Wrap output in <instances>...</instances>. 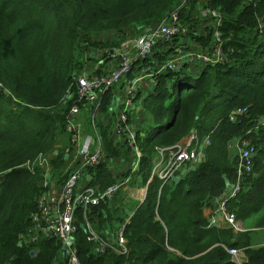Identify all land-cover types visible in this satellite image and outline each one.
Returning <instances> with one entry per match:
<instances>
[{
    "label": "trees",
    "instance_id": "trees-1",
    "mask_svg": "<svg viewBox=\"0 0 264 264\" xmlns=\"http://www.w3.org/2000/svg\"><path fill=\"white\" fill-rule=\"evenodd\" d=\"M177 2L0 0V82L6 88L0 90V264L61 260L55 239L22 243L42 180L41 171L34 173L24 165L48 154L56 170L63 164L64 157L50 151L58 129L64 123L66 127L63 97L72 73L85 69L82 56L89 55L96 66L93 74H104L116 66L112 50L128 34L159 24ZM211 5L221 11L229 59L204 67L186 64L157 75L153 91L142 94L143 118L133 120L142 153L135 170V150L117 141L112 132L123 83L103 96L95 120L102 128L106 158L89 170L88 177L90 184L102 189L115 183L121 188L112 200L91 208L90 220L105 235L132 215L125 227L128 253L96 254L79 211L76 245L82 264H236L227 247L245 248L244 264H264V247H252V232L264 230V0H211ZM195 15L193 2L182 16L191 31L186 37L211 45L214 18ZM110 33L120 39L96 38ZM186 44L181 37L159 44L141 63L152 64L154 56L162 65ZM60 108L65 115L52 112ZM240 108L247 112L232 121L230 113ZM77 121L84 133L92 129V113L82 110ZM195 130L200 139L210 135L205 157L191 163L184 177L161 187L163 180L153 175L158 148L173 146ZM244 135L256 144L258 155L254 172L245 177L238 196L229 200L228 210L254 228L235 233L232 228L210 226L205 208L214 207L216 198L226 196L228 182H234L238 152L232 156L230 146ZM126 181L148 187L142 204L121 197Z\"/></svg>",
    "mask_w": 264,
    "mask_h": 264
},
{
    "label": "built area",
    "instance_id": "built-area-1",
    "mask_svg": "<svg viewBox=\"0 0 264 264\" xmlns=\"http://www.w3.org/2000/svg\"><path fill=\"white\" fill-rule=\"evenodd\" d=\"M193 2L201 5L199 12L196 5V18H214L211 45L192 44V42L180 45L175 49L173 56L166 60L165 65H161L156 71L145 68L144 76L131 77L136 64L144 66L141 61L150 57L159 44L169 45L175 38H183L190 34V26L182 16ZM222 22L221 11L212 7L211 0H178L159 24L139 34L132 49H128L127 44H124L116 51L118 58L116 66L98 75L86 69L72 73V82L63 97V104L67 106L66 130L71 137V150L65 154L63 164L57 170L55 160L50 154L40 155L35 161H29L24 165L34 173L41 171L42 180L36 195L37 208L30 216L31 225L22 236V243H30L39 238L55 239L61 246V260H57V264H82L76 245V231L81 219L78 212L81 211L88 240L93 242V251L96 254L128 253L125 227L132 215L124 224L119 225L114 233L105 235L100 233L90 220L91 208L112 200L121 188L120 184L115 183L102 189L90 184L92 178L88 177L91 176L89 170L100 165L106 158L102 128L95 120L103 96L110 88L127 82V87L116 101L117 113L113 119L112 132L117 141L128 143L139 159L142 153L137 144V131L132 122V111L136 102L143 103L140 94L143 79L148 75L156 78L164 70H180L185 68L186 64L204 67L228 61V53L225 51L226 39L221 29ZM155 82L154 79L151 83L155 84ZM0 90H6L1 82ZM82 110L92 113L93 126L91 130H87L88 133L83 132L81 123L77 121ZM246 112L247 108L234 110L230 113V119L236 121L239 115ZM209 143L210 135L200 139L198 131L195 130L173 146L158 148L160 157L153 175L163 180L161 187L185 164L199 163L205 157V148ZM232 143L231 146L238 152L236 177L232 187L224 198L220 200L216 198L213 202L214 207L208 205L205 210H211L207 216L210 226L220 228L223 224L224 228H232L235 233H242L250 229L246 228L244 222L238 219L235 213L228 210V202L238 196L243 189L245 177L254 172L258 147L247 135L235 138ZM53 156L57 155L53 152ZM144 190L147 191L148 187ZM145 198L146 194L140 201ZM252 247H264V239ZM227 250L236 264H244L247 261L245 248L227 247Z\"/></svg>",
    "mask_w": 264,
    "mask_h": 264
},
{
    "label": "rangeland",
    "instance_id": "rangeland-1",
    "mask_svg": "<svg viewBox=\"0 0 264 264\" xmlns=\"http://www.w3.org/2000/svg\"><path fill=\"white\" fill-rule=\"evenodd\" d=\"M150 27H152V26H149V27H144V28H142V31L141 30H139V33H138V35L140 34V33H142L144 30H146V29H148V28H150ZM136 33H137V30H136ZM116 34V33H115ZM132 36H135V35H132ZM96 38H98L97 40H103V41H108V40H113V41H117L118 39H120V38H117V35H114V33H110V34H103V36L102 35H98ZM85 53H87V51L85 52ZM84 53V54H85ZM82 58H84V55L82 56ZM81 58V59H82ZM65 107H67V106H65ZM61 111H63V113H61V114H66V112H65V110H62L61 108L59 109V110H57V109H55V110H53L52 112L53 113H56V114H60L59 112H61ZM147 118H149V116H146ZM258 128H259V126H258ZM136 129H138V128H136ZM257 130H259V129H257ZM256 130V131H257ZM63 131V133H61ZM190 134V133H189ZM188 134V135H189ZM63 135V136H62ZM57 140H56V142H55V145H54V148L50 151V152H54L55 153V155H57L58 156V158H61L62 159V157L63 156H65V154L66 153H68V152H70V150H71V147H70V143H71V137H70V135L67 133V130H66V127H65V123H64V126L63 127H60L59 129H58V131H57V138H56ZM233 144V143H232ZM231 147V153H232V156H237V150L235 149V148H233L232 146H230ZM49 152V153H50ZM159 153V152H158ZM135 154V153H134ZM258 155V154H257ZM257 155L255 156V159H256V157H257ZM136 157H137V155H136ZM57 158V159H58ZM37 159V158H36ZM36 159H34V160H32V161H35ZM63 160V159H62ZM64 161V160H63ZM192 165L193 164H191V163H187V164H185L184 166H183V168H182V170L181 171H179L178 173H176L177 174V176H176V174L171 178V179H169V181L170 182H172V181H176V180H179V178H181V177H184L186 174H187V172L189 171L188 169H191V167H192ZM188 170V171H187ZM1 177V176H0ZM172 180V181H171ZM232 184L233 183H229L228 182V185H227V191L232 187ZM143 186H138L137 184L136 185H134V184H129V185H125V187L123 188V190L121 191V197L122 198H125L127 201H129L130 203L132 202V200H136V199H138V200H140V199H142L143 197H144V195L146 194L147 195V191L146 190H144V188H142ZM226 191V192H227ZM145 200V199H144ZM144 200L143 201H141V204L144 202ZM101 205V204H100ZM100 205H97V206H100ZM214 205H215V203H214ZM208 210H210V209H207V211L205 212V215L206 216H208L209 214H210V212H211V210L210 211H208ZM221 224V223H220ZM245 226H246V228H254V226H252L251 225V222H246L245 223ZM220 228H224L223 227V224H222V226L220 227ZM252 238H253V242L254 243H261L262 242V240L264 239V230H255V231H253L252 232ZM56 264H57V262H56Z\"/></svg>",
    "mask_w": 264,
    "mask_h": 264
},
{
    "label": "crops",
    "instance_id": "crops-1",
    "mask_svg": "<svg viewBox=\"0 0 264 264\" xmlns=\"http://www.w3.org/2000/svg\"><path fill=\"white\" fill-rule=\"evenodd\" d=\"M200 4H202L204 6L203 3H200ZM196 5H198V4H196ZM200 6L201 5H198V12H199ZM135 30H137V33L136 32H133ZM135 30L132 31L133 32L132 34H130V35L128 34L127 35V38L125 39V41L120 46H118L114 51L112 50V52H114V54L116 53V51L119 48L121 49L124 44H127V48L128 49H132L134 47V45L136 44L137 39L139 37V35H138L139 29H135ZM132 35H135V36H132ZM182 42H188V43H190L191 41L188 40L187 37H183L182 38ZM192 44H195V43L192 42ZM116 55L117 54H115L114 56H115V60L117 61V56ZM151 62H152V64H150V65H144V66H141V65L137 64L136 69H135V75L134 76L135 77H142V76H144V69L145 68H149L150 71H153L154 72V71H156L161 66V65L158 64V61H157V59L154 56H152ZM83 65H84L85 69L86 70H89V71L94 70V68L96 67V66L94 67V63L92 62V60L89 59V55H88V57H84L83 58ZM162 65H165V63L162 64ZM154 79L156 80V78H153V77H151L149 75L146 76L143 79V81H142V87H141V92H140V94H143V97H145L148 94V92L153 91V88L154 87H153V85H152L151 82ZM126 87H127V82H124L123 85H122V87H121V89H125ZM143 108H144L143 103L136 102V104L134 106V109L132 111V122L135 119H136L137 122H139L143 118L142 117ZM138 164H139V159L137 157H135V161L132 164V169L133 170L137 169L138 168ZM126 185H129V182H127ZM206 211L207 210H205V212Z\"/></svg>",
    "mask_w": 264,
    "mask_h": 264
},
{
    "label": "water",
    "instance_id": "water-1",
    "mask_svg": "<svg viewBox=\"0 0 264 264\" xmlns=\"http://www.w3.org/2000/svg\"><path fill=\"white\" fill-rule=\"evenodd\" d=\"M140 204H141V202H140ZM32 255H34L35 254V252L34 251H32V253H31Z\"/></svg>",
    "mask_w": 264,
    "mask_h": 264
}]
</instances>
